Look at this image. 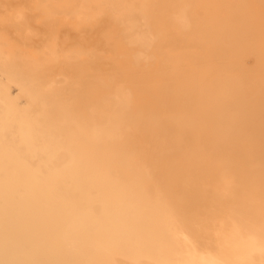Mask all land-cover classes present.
<instances>
[{
	"label": "bare ground",
	"instance_id": "obj_1",
	"mask_svg": "<svg viewBox=\"0 0 264 264\" xmlns=\"http://www.w3.org/2000/svg\"><path fill=\"white\" fill-rule=\"evenodd\" d=\"M0 264H264V0H0Z\"/></svg>",
	"mask_w": 264,
	"mask_h": 264
}]
</instances>
